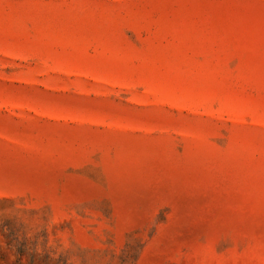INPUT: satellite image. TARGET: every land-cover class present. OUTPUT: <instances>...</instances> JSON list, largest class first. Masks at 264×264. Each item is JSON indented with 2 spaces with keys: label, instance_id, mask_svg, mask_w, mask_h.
I'll return each mask as SVG.
<instances>
[{
  "label": "rangeland",
  "instance_id": "374dc122",
  "mask_svg": "<svg viewBox=\"0 0 264 264\" xmlns=\"http://www.w3.org/2000/svg\"><path fill=\"white\" fill-rule=\"evenodd\" d=\"M0 264H264V0H0Z\"/></svg>",
  "mask_w": 264,
  "mask_h": 264
}]
</instances>
